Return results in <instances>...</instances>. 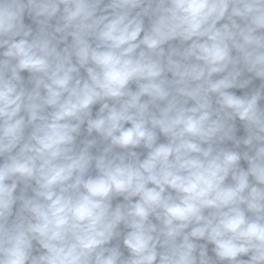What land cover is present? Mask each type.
<instances>
[{
	"label": "clouds",
	"instance_id": "9594fccd",
	"mask_svg": "<svg viewBox=\"0 0 264 264\" xmlns=\"http://www.w3.org/2000/svg\"><path fill=\"white\" fill-rule=\"evenodd\" d=\"M0 264H264V0H0Z\"/></svg>",
	"mask_w": 264,
	"mask_h": 264
}]
</instances>
